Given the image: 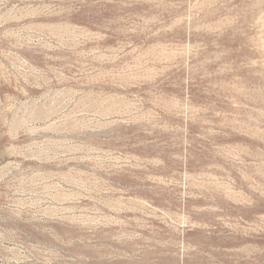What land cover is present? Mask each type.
Masks as SVG:
<instances>
[{
    "label": "rangeland",
    "instance_id": "rangeland-1",
    "mask_svg": "<svg viewBox=\"0 0 264 264\" xmlns=\"http://www.w3.org/2000/svg\"><path fill=\"white\" fill-rule=\"evenodd\" d=\"M0 264H264V0H0Z\"/></svg>",
    "mask_w": 264,
    "mask_h": 264
}]
</instances>
